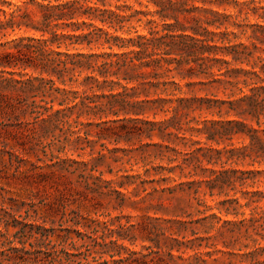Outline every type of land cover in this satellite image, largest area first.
Returning a JSON list of instances; mask_svg holds the SVG:
<instances>
[{
    "label": "rangeland",
    "instance_id": "1",
    "mask_svg": "<svg viewBox=\"0 0 264 264\" xmlns=\"http://www.w3.org/2000/svg\"><path fill=\"white\" fill-rule=\"evenodd\" d=\"M33 1L54 5L70 0ZM171 1L175 9L188 11L178 17L185 27H206L203 22L214 13L237 15L240 23H259L252 14L242 22L237 10L264 6V0ZM96 2L86 0V5ZM100 2L104 4L97 3L100 9L124 17L122 31L107 29L114 35L146 34L150 20L159 29L163 23H173L172 19H160L151 0ZM16 6L21 10L13 14L14 24H39L40 10L30 0L15 5L11 0H0V23H9V14ZM23 13L29 17L17 16ZM76 20L89 22L85 17ZM90 22L101 26L98 21ZM208 30L217 32L212 27ZM227 31L238 32L232 27ZM21 37L39 38L40 33L24 25L7 27L0 32V44H5L0 46V53L10 50L11 41ZM231 40L248 44L240 34ZM77 51L108 50L96 44L69 47V53ZM26 73L37 76L29 69ZM175 80L182 88V97L215 95L226 99L221 92L206 91L199 85L184 86L202 79L180 80L177 76ZM65 88L80 91L76 85ZM16 98L12 94V99ZM58 108L54 103L53 109ZM180 115H146L153 122L168 120L162 136L155 131L147 137L125 134L131 130V123L96 127L97 121L85 115L79 121L91 125L78 131L60 122L53 127V121L39 122L32 129L27 124L32 121L28 114L1 113L0 264H108L120 258H127L129 264H253L249 253L264 247V241L254 235L252 225L258 223L248 219L257 218L253 208L261 207L264 198L253 197L258 203H249L245 193H264V162L248 148L244 136L206 141L204 134L189 130L205 127L210 132L213 128L209 123L203 127V121L232 117L199 111ZM233 200L238 204H230ZM245 203L248 205L238 207ZM256 258L262 260L263 256Z\"/></svg>",
    "mask_w": 264,
    "mask_h": 264
},
{
    "label": "trees",
    "instance_id": "2",
    "mask_svg": "<svg viewBox=\"0 0 264 264\" xmlns=\"http://www.w3.org/2000/svg\"><path fill=\"white\" fill-rule=\"evenodd\" d=\"M151 1L158 8L155 12L160 19H172L173 23H163L159 29L150 20L147 24L151 27L146 34L135 31L134 36H129L128 32L126 37L107 31H122L124 17L100 9L97 3L104 7L100 0L93 6L86 5V0H70L54 5L49 1L42 4L30 0L40 10L38 25L14 24L13 14L21 10L20 6H16V10L9 14L12 16L9 23H0V32L7 27L20 28L24 25L40 33V37L14 39L10 50L0 53V114L7 110L28 114L32 121L27 124H31L32 129L39 122L46 124L53 121V127L60 122L62 126L77 128L78 131L80 127L91 125L79 121L85 115L97 121L96 127L131 123V130L125 134H145L147 137H152L155 131L157 136H162L168 128V120L149 121L148 114L155 117L160 113H171L185 117L189 112L199 111L218 117L224 115L232 119L203 121V127L209 123L213 128L210 132L205 127L189 130L204 134L206 141L244 136L249 141L248 148L264 162V6L247 8L244 12L237 10L243 16L242 22L252 14L259 23H240L237 15L214 13L212 18L203 22L206 27H185L178 17L188 11L175 9L171 0ZM182 2L185 4L186 0ZM17 16L29 17L26 13ZM82 17L89 22L76 20ZM90 21H98L101 26ZM209 27L217 32L208 30ZM228 27L238 32L227 31ZM57 28L69 31L57 33ZM239 34L247 39L248 44L232 42L231 39H238ZM92 44L106 47L108 51L69 53V47L89 48ZM62 46L65 50H58ZM28 69L37 76L27 75ZM177 76L180 80L202 79L195 83L187 82L184 86L199 85L206 91L221 92L226 99H217L215 95L182 97V88L175 80ZM67 85H76L80 91L66 89ZM27 93L32 94L27 96ZM12 94L17 98L13 100ZM54 103L58 109H53ZM75 111L77 114L70 123L69 119ZM248 121L253 122L255 127ZM245 195H249L248 202L254 204L259 200L253 197L264 198V193L259 191ZM231 203L238 204L236 200ZM253 210L257 218L248 220L258 223L252 225L254 235L264 241V203L261 207L256 205ZM252 242L255 243L256 239ZM249 255L253 264H264V247L254 248ZM257 256H263L262 260H258ZM108 264L129 262L127 258H120Z\"/></svg>",
    "mask_w": 264,
    "mask_h": 264
},
{
    "label": "clouds",
    "instance_id": "3",
    "mask_svg": "<svg viewBox=\"0 0 264 264\" xmlns=\"http://www.w3.org/2000/svg\"><path fill=\"white\" fill-rule=\"evenodd\" d=\"M23 2V0H11V3L12 4H20V3H22ZM241 2H243V0H241ZM0 19H2V17H0Z\"/></svg>",
    "mask_w": 264,
    "mask_h": 264
}]
</instances>
